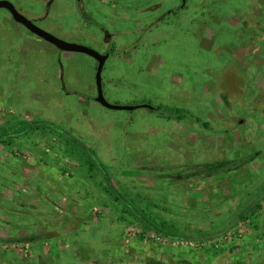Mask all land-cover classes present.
I'll return each instance as SVG.
<instances>
[{"label": "rangeland", "instance_id": "obj_1", "mask_svg": "<svg viewBox=\"0 0 264 264\" xmlns=\"http://www.w3.org/2000/svg\"><path fill=\"white\" fill-rule=\"evenodd\" d=\"M8 1L55 37L110 54L107 102L184 115L102 107L93 57L58 50L0 9V264H264V0H186L178 26L152 33L179 0ZM224 161L240 164L170 178Z\"/></svg>", "mask_w": 264, "mask_h": 264}, {"label": "flooded vegetation", "instance_id": "obj_2", "mask_svg": "<svg viewBox=\"0 0 264 264\" xmlns=\"http://www.w3.org/2000/svg\"><path fill=\"white\" fill-rule=\"evenodd\" d=\"M185 1L186 0H184V3H183L182 0H179V4L175 7V8H177L175 10V12H172L173 10H171V9L170 10L167 9L165 11L164 10L160 11L158 15L154 16L152 18V21L154 23L153 29L151 28L149 33H152L153 30H156L160 26H163V22H165L166 25H174L173 23L176 20L177 23L175 25L178 26L180 20H179V18L175 17V15L177 16V14H179V10H182L185 7ZM158 6H160V3L159 4L155 3L154 5L153 4L152 5H148L147 8H148L149 12H151L150 15H153V14L157 13V11H155V10H158ZM262 6L264 7V4ZM145 11H147V9ZM262 11H264V10H262ZM166 13H172L173 14L174 19L171 22L169 21L168 14H166ZM9 16H10V14H9ZM107 37L110 38L109 36H107ZM109 55L110 54H108V57H109ZM177 81L178 80H175V81L172 82L174 84L172 91L179 92L181 97L182 96L188 97L189 94L185 93L186 89L183 86L180 85L181 82H177ZM211 86L213 87V88H211V90L215 91L214 96L219 98V103L220 102H225V100L227 101V97H228V89L227 88H220V87H218L216 85H211ZM187 90L189 91V89H187ZM217 94H219V96H217ZM143 105L150 106V108L142 107ZM131 106H134L135 107L134 109H137V108H140V107L145 108L151 113L154 112V113H157V114H161V113L162 114H164V113L168 114L166 116L162 115V117H164L165 119H170V120H171L172 117H175L178 120H180V119L183 118L182 115H184V112H182L183 111V107H175L172 111H167L168 113H166L165 112L166 110H164V108L162 106L153 107L149 102L148 103H143V104H137V105L134 104V105H131ZM191 119H193V117ZM191 119L187 120V122L190 121L191 124H192V132H187L186 133L188 136H190L191 134H195L199 130V124H197L194 120H191ZM176 125H177V128H176L177 132L184 137L183 129L179 130V124L177 123ZM196 125H197V127H196ZM182 127L185 129L184 123L182 124ZM170 141H174L173 137H171ZM161 142H162L163 146L167 145L166 140L162 139ZM194 166H195L194 170H191L188 165L184 166V169L181 168L179 170L174 171L175 172L174 175H170V178L181 180V179L189 178V175H192V177H198L199 179H208V178H210L212 176H216L215 174L218 173V172L223 173L222 171H229L232 168V166H234V168H235L236 164L234 163V161H224V162L217 163V164H215L213 166H196V165H194ZM147 169L151 170V169H153V167L147 168ZM185 170H186V172H185ZM189 170H191V172Z\"/></svg>", "mask_w": 264, "mask_h": 264}, {"label": "water", "instance_id": "obj_3", "mask_svg": "<svg viewBox=\"0 0 264 264\" xmlns=\"http://www.w3.org/2000/svg\"><path fill=\"white\" fill-rule=\"evenodd\" d=\"M182 2L184 3V0H182ZM0 9L7 10L11 16V19L15 23L23 26L28 32L44 40L45 42L53 45L58 50L62 52L83 53V54L93 57L97 62L96 73H95V82H96V90H97V94L95 97L96 103H98L104 108L111 109V110L131 111L135 108L134 106L111 104L107 102L106 99L104 98V95L102 92V86H101V82H102L101 73H102L104 63L108 58V54L102 55L91 48H88V47H85L79 44L68 43V42H65L55 37L49 32L41 29L36 24H34L32 21H30L25 16H23L21 13H19L17 9L14 7V5L8 0H0ZM142 107L150 108V106H147V105H143Z\"/></svg>", "mask_w": 264, "mask_h": 264}, {"label": "trees", "instance_id": "obj_4", "mask_svg": "<svg viewBox=\"0 0 264 264\" xmlns=\"http://www.w3.org/2000/svg\"><path fill=\"white\" fill-rule=\"evenodd\" d=\"M36 124V125H35ZM43 125V127H48V126H50L49 124H42ZM32 129H35V128H38L39 127V124H37V123H34V124H32L31 126H30ZM29 126H28V128L27 129H29L30 128ZM49 128H51V127H49ZM4 138L2 137V140H3ZM2 140H0V141H2ZM236 165L237 164H240V162L239 161H237V162H234ZM107 173L104 171V173L102 174V177H103V179L105 180V182L106 183H109V184H111V181H110V179H109V177L106 175ZM169 175V174H168ZM138 220L147 228V229H149L150 231H153L154 233H157L158 232V230H157V227H156V225H154L151 221H149V222H147V221H145L144 219H142L141 217H138ZM214 234H208V235H200V236H196V237H191V236H186V237H184V236H176V238H178V239H180V240H185V241H203V240H211V239H213L214 238ZM33 237V236H32ZM27 240H31V238L29 237V238H26Z\"/></svg>", "mask_w": 264, "mask_h": 264}, {"label": "crops", "instance_id": "obj_5", "mask_svg": "<svg viewBox=\"0 0 264 264\" xmlns=\"http://www.w3.org/2000/svg\"><path fill=\"white\" fill-rule=\"evenodd\" d=\"M39 181H41V179H40V177H39ZM35 185H37V183L35 184ZM38 185H43V187L45 188L46 187V185H44V184H41L40 182H38ZM25 186H27V184H23V187H25ZM36 187H38V186H36ZM71 197H72V195H71ZM36 199H34L33 201H36L37 203H38V205H40V200H38V198H40L38 195L35 197ZM71 203L72 204H75V203H77V200L74 198V199H71ZM79 202V201H78ZM69 212V211H68ZM68 212L66 213H64V215L65 216H67V215H70V214H68ZM95 221V220H94ZM167 237H168V235H166Z\"/></svg>", "mask_w": 264, "mask_h": 264}]
</instances>
